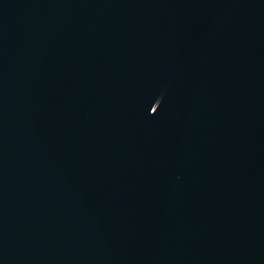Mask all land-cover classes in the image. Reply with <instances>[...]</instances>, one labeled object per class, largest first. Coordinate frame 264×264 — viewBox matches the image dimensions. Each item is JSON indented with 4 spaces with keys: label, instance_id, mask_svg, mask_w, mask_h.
Listing matches in <instances>:
<instances>
[{
    "label": "water",
    "instance_id": "obj_1",
    "mask_svg": "<svg viewBox=\"0 0 264 264\" xmlns=\"http://www.w3.org/2000/svg\"><path fill=\"white\" fill-rule=\"evenodd\" d=\"M0 264H264V0H0Z\"/></svg>",
    "mask_w": 264,
    "mask_h": 264
}]
</instances>
